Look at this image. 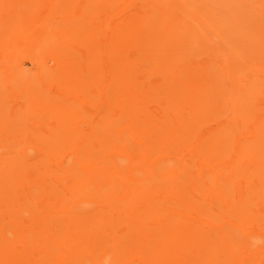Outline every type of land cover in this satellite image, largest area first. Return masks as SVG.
Masks as SVG:
<instances>
[{
	"label": "bare ground",
	"instance_id": "obj_1",
	"mask_svg": "<svg viewBox=\"0 0 264 264\" xmlns=\"http://www.w3.org/2000/svg\"><path fill=\"white\" fill-rule=\"evenodd\" d=\"M109 1L85 2L94 28L81 71L65 23L42 37L58 59L40 81L62 82L44 131L26 102L7 120L0 103V264H264V0H191L196 27L178 26V0L175 15L163 0L157 13L172 17L163 42L153 32L162 16L104 12ZM38 2L5 7L2 42L20 40L29 15L52 17L72 0ZM208 22L236 59L212 56L180 74L181 94L178 45L206 49L198 27ZM18 69L21 89L44 108L42 88ZM234 90L230 116L218 120L210 107H225ZM214 121L224 123L196 134Z\"/></svg>",
	"mask_w": 264,
	"mask_h": 264
},
{
	"label": "rangeland",
	"instance_id": "obj_2",
	"mask_svg": "<svg viewBox=\"0 0 264 264\" xmlns=\"http://www.w3.org/2000/svg\"><path fill=\"white\" fill-rule=\"evenodd\" d=\"M23 1L24 0H0V7L2 9L0 11V34L2 36L4 34L2 33L3 30L7 29V27H5L6 26L5 23L7 22L4 23V19H6L8 16L4 18L2 16V12L4 11L5 7H6V11H8L13 7V5L17 6L19 2L23 3ZM36 1H40L37 4L38 6L44 5V8L48 9L47 4H49L53 0H36ZM86 1L87 0H72L66 11H59L56 15L55 13L51 14L52 17H50V14L48 12H46V14L44 15L45 12L39 14L37 11L35 14H32L31 16L29 15L28 18L23 23L21 22L20 25L17 24V27H19L18 29L19 32L22 33L20 35L21 36L20 40L18 39L16 40L15 36H10V38L7 37V42H2L1 40L4 39V36L0 38L1 41L0 56L2 57L0 58V69L1 71H3L1 67L4 64H6V68H7L5 71L1 72L0 74L2 78V81L0 82L1 83L0 103L2 102V104L6 107V111L3 119L5 118L7 120L9 117H11L10 114L15 110L22 111L23 108L21 106L26 102L27 110L30 113H32L33 120H37L39 121V123L41 122L43 124L42 127H39L38 125L40 124H37L35 126L36 129L44 131L47 128L46 123L53 121L52 115L46 114L48 110L47 105H50L52 103L50 102L52 98L54 100H56V98L57 100H59V98H62V96L60 97L58 96L60 89L57 86L62 82H59L58 80L55 79V81L51 80L47 82L46 85H44L40 81L41 80L40 78L47 71H50L51 73L57 72V65L55 59H58V57H56L57 55L52 53L46 47H45L46 50H44L41 39L44 36V34L47 33V31L50 32L52 31L53 35H54V31L56 32V30L62 31V28L60 29L59 26L65 23L64 24L65 29L62 32L64 33V35L65 34L67 35L63 38V40L69 38L71 42L70 47H65V48H70L72 50V54L74 55L75 58L78 59L76 68L78 71H81L82 66L84 65V59L85 62H87L88 58L90 57V52L86 51V46L90 44V41L88 40L90 37L86 35L87 32L92 31V28H94V23L90 24L88 21L84 19V14H81L86 9V4H85ZM167 1L170 2L171 9L173 10L172 13H174L176 11L175 9L176 0H167ZM184 1H187L186 4H188L187 5L188 7H186V9H183ZM190 1L191 0H178V26H181L183 25V22H186L189 25L196 27V24L194 23L193 20V11L197 12L198 5H193L190 3ZM162 2L163 0H114V2L112 1L107 2V4L105 5L106 10L104 9V12L117 10V8L120 7L123 13H126L128 10L137 11L142 9L144 12L149 11L150 18H152V16H154V14L157 13L158 7L160 8V6L163 4ZM236 2H237L236 0H231V4H236ZM112 6L116 8L111 9ZM180 6H182L181 10L179 9ZM32 8L33 11L31 12L34 13L35 11L34 9H36V6H33ZM63 15H65L66 20L60 21ZM159 15L160 13H157L156 17H158ZM12 16L14 15L12 14L10 17ZM160 16H162L159 19L160 24H156V27L153 28V32L154 35L155 33H158L161 37L160 36L157 37V40L163 42L161 39L169 33V31L167 30V26L169 25L170 28L169 18L172 17H169L167 15H160ZM40 17L43 18L42 21L40 20ZM154 19L156 18H153L152 20ZM198 29H200V34L204 38L203 42L206 49H200L192 46L191 44L185 47L183 46L180 47L182 43L181 45H178V92L179 93H181L179 91L180 74L182 75L185 72L194 68H202L204 65L203 64L204 60L211 59L212 56L216 59L220 57L229 58V59L230 57H232V59H236L237 56V55L233 56V52L229 50V48L226 49V47L229 46L227 44L223 51L219 49V46L221 45V35H223V32L215 30L209 22L199 24ZM109 31L110 30H108V32ZM135 36H137V38L140 37L139 34H136ZM153 47L154 46H152V48ZM169 47L170 46L168 44L163 43L162 45L160 44L158 45L157 50L159 51V53H165L166 51L169 50ZM224 53L227 56H225ZM144 54L145 51H143L142 53L141 51L139 52V56L142 59L146 60V64L151 63L152 60L154 59L152 53L149 55L150 58H146ZM18 66L22 68L23 73L29 75L32 79L35 80V84L37 86L42 88V95H43L42 97L47 101L46 106L44 108H36V106L32 104L34 101V97H32L31 94H28V92H24L21 89L23 85H21L17 79L20 73L15 74L16 71L19 70ZM250 69H254V67ZM230 74L233 75V73ZM80 75H82V73H80ZM13 76L14 78L12 79ZM258 76L264 78V73H259ZM79 78L81 79L82 77L79 76ZM238 85L239 83L230 82L231 87H237ZM186 91L187 90H185L181 94H185ZM234 91L235 92L232 95L228 94L224 100H221L220 102L221 104L224 102L227 104L225 107L221 105L218 106V103H215L213 107H210L214 109V117L216 116L218 120L225 119L228 116H230L231 109L229 108L228 104L230 103L233 97L237 98L235 97L236 96L235 93L237 91L236 90ZM48 118L49 120H47ZM222 123L224 122H216V121L201 122L197 124V127L195 125L196 134L203 133L204 131L216 128L218 125ZM243 124L244 127L249 128L250 126H252L253 122H243ZM179 125H182V122H178V129L180 130L181 128H179ZM225 126L228 130H230L231 133H234L233 130L231 129L232 128L231 123ZM30 131L32 133H35L34 131L36 130L33 128Z\"/></svg>",
	"mask_w": 264,
	"mask_h": 264
}]
</instances>
